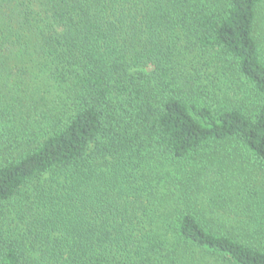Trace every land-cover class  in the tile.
<instances>
[{
    "label": "trees",
    "instance_id": "16d2710c",
    "mask_svg": "<svg viewBox=\"0 0 264 264\" xmlns=\"http://www.w3.org/2000/svg\"><path fill=\"white\" fill-rule=\"evenodd\" d=\"M262 4L0 0V264H264Z\"/></svg>",
    "mask_w": 264,
    "mask_h": 264
},
{
    "label": "rangeland",
    "instance_id": "374dc122",
    "mask_svg": "<svg viewBox=\"0 0 264 264\" xmlns=\"http://www.w3.org/2000/svg\"><path fill=\"white\" fill-rule=\"evenodd\" d=\"M256 35H257V38L259 40V43H260V46H261V49L263 51V54H264V4H262L260 7H259V11H258V18H257V28H256ZM258 173V171H257ZM241 175V173H240ZM259 174H256V176L258 177ZM261 175V174H260ZM240 184V183H239ZM239 184H237L240 189L242 188H245V187H241ZM248 185V184H246ZM245 186V185H244ZM241 189V190H242ZM210 194H212L211 192H209ZM213 194H215V191H213ZM207 195H208V192H207ZM208 197V196H207Z\"/></svg>",
    "mask_w": 264,
    "mask_h": 264
}]
</instances>
